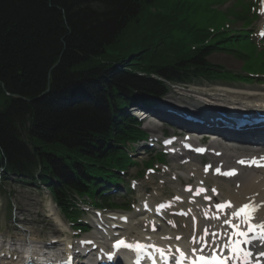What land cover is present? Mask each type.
<instances>
[{
    "label": "trees",
    "instance_id": "1",
    "mask_svg": "<svg viewBox=\"0 0 264 264\" xmlns=\"http://www.w3.org/2000/svg\"><path fill=\"white\" fill-rule=\"evenodd\" d=\"M227 1L0 0V172L46 185L69 217L73 195L108 203L99 186L145 136L125 108L170 83L234 79L214 52L249 62L252 2L217 9Z\"/></svg>",
    "mask_w": 264,
    "mask_h": 264
},
{
    "label": "rangeland",
    "instance_id": "2",
    "mask_svg": "<svg viewBox=\"0 0 264 264\" xmlns=\"http://www.w3.org/2000/svg\"><path fill=\"white\" fill-rule=\"evenodd\" d=\"M246 1V0H245ZM252 1L254 7L249 11L250 29L252 32V38L256 42L246 43V53L249 55V66L257 69H264V38L259 37V33L264 29V19L262 16L261 2L264 0H249ZM236 0H228L223 5H218L217 9L221 11H228L233 7ZM240 8V7H239ZM238 9V8H237ZM255 15V16H254ZM222 23V22H221ZM233 31L241 30L243 23L240 21L230 22ZM262 50V51H259ZM210 61L215 64H219L227 71L240 74L242 71L243 60L235 57L233 54L220 51L212 54L209 57ZM254 79L250 82L237 79V80H220L214 83H203L200 85H194L190 87H177L174 86L170 94L162 99L165 104H169L174 107L189 108L191 105H199L201 102H206L208 105H226L229 107L240 108L243 105L255 104L261 106L264 102V74L254 76ZM248 93L249 96L243 94H235L234 92ZM250 91H257V93H251ZM260 92L261 94H258ZM220 94V95H219ZM251 94H256L251 96ZM258 94V95H257ZM220 106V105H218ZM203 107V106H202ZM207 107V106H206ZM163 112L169 113L166 109H162ZM155 118V117H153ZM157 119V118H156ZM173 122V121H172ZM149 124V125H148ZM151 126L155 131L159 132V136L165 135H179L182 134V130L178 129L170 123H166L161 119H157L155 123L151 120L145 122L142 128H146L148 134L153 135L148 127ZM186 129V128H185ZM153 132V131H152ZM155 133V132H153ZM154 136V135H153ZM152 136V137H153ZM210 145V143H207ZM236 149H242L247 147L235 146ZM154 155H160V152L153 151L152 153L142 154L139 152H132L134 160L138 165L126 168L127 172L124 176L125 182L121 186V190L116 193H112L115 204H122V209L117 210L123 214H127L130 217V225L127 227V234H143L146 229L141 228L139 221V215L137 209L141 208V201L152 200V202L161 200L162 198L175 197L177 191L184 189L186 185H195L194 177L186 173V165L180 164V161H176L174 158L164 156L163 164L154 163L151 167L156 170L155 173H146L149 167H145V163L153 158ZM196 161H200L203 166L208 165L210 155L195 156ZM179 162V163H178ZM186 171V172H183ZM212 172V168L209 169ZM176 176L175 179L173 177ZM136 190L132 189L130 185L134 182ZM225 179H220L217 183H224ZM221 181V182H220ZM205 183L213 185L212 180L205 179ZM232 185V184H231ZM130 189L127 193L126 189ZM55 207V201L51 195L45 190L44 186L40 184H33L23 182L14 177H9L6 180H0V235L1 239L15 238L20 239L23 237L22 231H26V240H36L41 242L47 241L51 238L59 239V236L65 238L70 237V241L74 243L81 235H90L91 231L87 233L79 234L75 230L70 229V225L66 222V219L61 213V219L68 224L69 227H64L58 222L50 211V206ZM56 208V207H55ZM88 210L89 207H84ZM58 212V207L56 208ZM92 212L84 211L80 215V220L91 216ZM63 222V224H64ZM37 245H40V244ZM1 252V251H0ZM5 252V251H3ZM2 252V253H3Z\"/></svg>",
    "mask_w": 264,
    "mask_h": 264
},
{
    "label": "bare ground",
    "instance_id": "3",
    "mask_svg": "<svg viewBox=\"0 0 264 264\" xmlns=\"http://www.w3.org/2000/svg\"><path fill=\"white\" fill-rule=\"evenodd\" d=\"M264 19V12L262 14ZM251 93H257V91H250ZM249 93V92H248ZM246 93L245 96H249L250 94ZM236 94V93H235ZM241 94V93H237ZM258 94H261L258 92ZM257 94V95H258ZM244 95V94H243ZM256 94H251V96H255ZM136 103V102H135ZM211 125L217 124L215 121L209 122ZM263 125V123H260L256 126L252 125L246 126L251 128V130L247 131H241L235 133V131H226L228 135L234 134L236 136H250V137H259L261 135V131L263 128H260ZM245 127V128H246ZM150 130V129H149ZM152 130V129H151ZM245 130V129H244ZM155 132L154 136H158L156 133L158 131L152 130ZM260 138H264V133L260 136ZM238 140L242 141L244 138H239ZM264 141V140H263ZM235 146H238V143L236 145H225V144H219L212 142L209 146V154L211 156V161L215 163L216 167H220L221 173L219 175L215 174H209L207 172V169L201 166L200 161H196L191 155H189L187 152H182L181 150L177 152L176 157L174 158L176 161L183 162L185 161L187 163L186 165V172L190 176L194 177L195 183H200L204 178H207V180H212L213 184L217 185L218 188V194H220L221 197H224L226 199H229L231 201V208L234 207H240L242 203H249L251 205L256 206L255 211V220L259 223L264 225V168L256 169H246L242 168L240 166L236 167L238 170L235 177H231L229 175L227 181L224 180L222 184H218L217 182L220 180L219 176L222 175V172L232 170L236 165L238 160H248L250 158H260L264 157V149L260 151H254L246 148L242 149H236ZM240 147V146H239ZM179 163V162H178ZM205 180V179H204ZM221 182V181H220ZM232 184V185H231ZM179 195H181L180 191H177ZM206 195H209L208 193ZM204 195V196H206ZM184 200H163V201H169L170 202V210L171 213H167V210L164 211L166 217L165 218H158L155 221L151 220L148 223V229L145 230L148 234H150L158 244L169 246L170 241H175L174 243H182L185 236H190L193 234L194 225L198 229L196 235L201 234L202 230L205 228H210L211 230H208L209 235L207 241L208 243H211L212 239V231H215V238L220 239L221 245H226V250L229 253L231 251L230 243L232 242V239H226L225 237L227 233H225L226 229L229 226V223H225V220H229L228 217V210H223L220 212L219 215H213L209 210H207V205L201 206L198 205L196 201L191 200H185L186 196L183 197ZM161 201L157 202L156 204H159ZM188 204V209H183L182 207ZM50 211L52 212V216L63 225L62 219H60V215L57 212L56 208L51 205ZM142 211V210H140ZM144 213V212H143ZM166 220L167 224L160 225L159 220ZM188 221H191L188 224ZM144 221L140 220L141 228H144V225H142ZM98 225L100 226L99 229L106 228L108 230H111L112 233L115 232V229L111 228L110 226V220L108 219H101L97 221ZM108 224V225H107ZM154 226L153 230H150V227ZM261 231V230H260ZM179 234L182 235V238L178 241L175 238V235ZM173 235V236H171ZM165 240V242L163 241ZM96 242V241H95ZM25 243L32 244V247L35 249L36 245L39 243L36 240H33V237H31L30 241H25ZM28 244V245H29ZM217 244H220L217 243ZM60 247L59 249H61ZM68 248V247H67ZM254 246H250L249 249H243V251H238L236 253L239 254L238 261H245L249 255H246V253H249L248 250L254 249ZM258 251L254 249V251L251 253V255H255ZM11 253V252H9ZM98 253V251H97ZM5 253H0V260L3 258ZM12 257V260H8V263L11 264H18L21 262V255L20 253L14 251L10 254ZM236 257L233 256V259ZM111 264H120L117 261H114L111 259ZM1 263V261H0Z\"/></svg>",
    "mask_w": 264,
    "mask_h": 264
},
{
    "label": "snow or ice",
    "instance_id": "4",
    "mask_svg": "<svg viewBox=\"0 0 264 264\" xmlns=\"http://www.w3.org/2000/svg\"><path fill=\"white\" fill-rule=\"evenodd\" d=\"M262 35H264V33H262ZM198 151H203V150L198 149ZM239 163L244 164L246 162L241 160V161H239ZM251 163L255 164L256 160L253 159L251 161ZM257 166H261V165L257 164ZM217 171L219 172L220 170L217 169ZM223 174L224 175H234L235 170L234 169L229 170L227 172H224ZM213 191H215V189H213ZM216 207L219 209H223L225 207V205L224 204H217ZM255 210H256V206L251 205V204H245L242 207H240L236 212H234L233 216H241V215L245 216L246 217L245 222L248 223V231L249 232H252L253 229H257V228L261 229V231L255 232L254 236L256 239L264 242V225H254V224L250 223L251 214ZM225 223H231V221L225 220ZM233 227H236V225H233ZM239 235L240 236H246L247 233L244 231H240ZM121 245H124V246L129 247V248L135 247L138 250H143V248H144V246L141 244H136V245L127 244V245H125V242L123 240L117 241V247H119ZM233 250L235 251V249H233ZM158 251H161L163 254V250H158ZM246 255H250V253H246ZM262 255H264V253H262ZM109 258H111V256H109ZM197 260L199 262H201V264H225V260L218 258L215 254H213V256H211V257H205V256L201 255L197 258ZM193 264H197V261H193Z\"/></svg>",
    "mask_w": 264,
    "mask_h": 264
}]
</instances>
